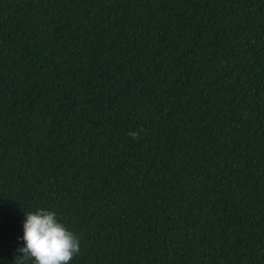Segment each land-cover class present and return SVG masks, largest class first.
<instances>
[{
  "label": "trees",
  "instance_id": "16d2710c",
  "mask_svg": "<svg viewBox=\"0 0 264 264\" xmlns=\"http://www.w3.org/2000/svg\"><path fill=\"white\" fill-rule=\"evenodd\" d=\"M41 208L71 264H264V0H0V264Z\"/></svg>",
  "mask_w": 264,
  "mask_h": 264
},
{
  "label": "clouds",
  "instance_id": "9594fccd",
  "mask_svg": "<svg viewBox=\"0 0 264 264\" xmlns=\"http://www.w3.org/2000/svg\"><path fill=\"white\" fill-rule=\"evenodd\" d=\"M24 216V246L18 249L20 255L15 261L18 264H71L80 252V240L57 219L56 213L41 208Z\"/></svg>",
  "mask_w": 264,
  "mask_h": 264
}]
</instances>
